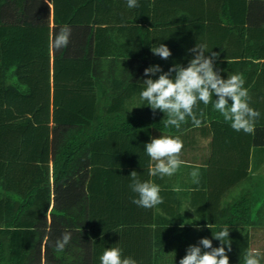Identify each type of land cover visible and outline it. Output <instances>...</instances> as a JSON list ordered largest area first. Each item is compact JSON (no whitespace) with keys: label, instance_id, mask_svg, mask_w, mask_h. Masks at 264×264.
Returning <instances> with one entry per match:
<instances>
[{"label":"trees","instance_id":"1","mask_svg":"<svg viewBox=\"0 0 264 264\" xmlns=\"http://www.w3.org/2000/svg\"><path fill=\"white\" fill-rule=\"evenodd\" d=\"M95 1L0 0V76L5 83H0V264H100L105 249L116 248L118 242L129 244L121 251L122 258L139 263L151 257L147 234L154 223L153 208L132 203L135 194L129 176L134 170L141 181H149L151 160L144 146L153 129L177 134L194 125L186 118L180 129L165 127L167 116L152 118L140 109L121 110L114 101L118 99L114 98L118 56L100 51L101 38L114 31L115 23L102 26L105 20L100 18L98 25L79 27L95 36L94 50L77 43L81 22L74 20L81 19L82 5ZM193 16L198 17L197 12ZM249 25L243 24L237 33L241 50L235 53V63L241 76V68L264 66V41L255 38L259 26L245 28ZM64 26L71 29L67 47L51 49L50 37ZM138 30L143 36L140 49L128 62L137 65V88L143 90L145 68L182 62L175 54L168 60L152 54L150 60L152 46L144 40L146 30ZM162 33L169 35V30ZM154 43L153 47L167 42ZM175 44L170 40L168 47ZM105 57L112 68L109 72L104 70ZM216 112L213 108L202 124L211 120L215 134L221 129L234 134L229 124L213 119ZM249 150L246 157L241 150L233 153L248 159ZM219 172L225 174V168ZM245 201L235 199L232 206L221 208L214 223L216 232L225 226L230 229L229 264H244V254L250 250L248 227L264 226L261 202H254L258 204L253 209ZM163 230L174 238L186 232L160 227L156 234ZM65 231L71 233L70 242L57 252L55 241ZM203 238L212 239L213 247L220 246L211 235Z\"/></svg>","mask_w":264,"mask_h":264},{"label":"crops","instance_id":"2","mask_svg":"<svg viewBox=\"0 0 264 264\" xmlns=\"http://www.w3.org/2000/svg\"><path fill=\"white\" fill-rule=\"evenodd\" d=\"M142 1L137 0L139 6L130 9L127 7V0H98V2H92L88 6L82 5L81 19L74 20L81 22L77 25L78 30H76V35L80 39L77 42L78 45H82L81 42H83L93 50L98 42L94 41L95 36H91L89 32L84 33V30L80 31L79 27H84L88 23L98 25L100 18L105 20L102 26H106L105 24L110 21L115 23L114 31L104 32L105 35L101 38L102 48L100 51L107 56L109 54L118 56L119 60L115 64L116 68L118 66L117 72L119 73L115 77L118 82H116L117 91L114 95V98L118 99L114 101L120 104L123 112L131 113L140 109L141 112H145L152 118H164L166 116L160 110H156L154 115L153 110L147 106L146 102H141L139 99L142 90L137 88L136 83L138 81V67L131 61L128 62L132 56H137L138 49H140L138 45L141 36L139 34L141 32H138L139 27L146 30L144 40L147 46L153 47L154 41L159 39L167 42L166 45L168 46V42L174 40L175 46L168 48L172 55L175 54L179 57L182 62L179 65L182 66L185 61L193 58L189 49H192L197 43L206 44L208 52L212 51L219 54L215 61V70L219 71L224 79H227L228 75L239 74L240 70L235 63L237 62L235 53L241 49L239 48L240 41L238 44L236 40L238 39V31L241 32L243 29V24H252L245 28H257L259 26L258 35L254 37L258 40L261 39V42L264 41V33L261 31L264 30V0ZM194 12H197L198 17L193 16ZM198 21L204 23L202 27L197 24ZM166 30H169V35L167 34L169 37L162 33ZM163 36L168 37V39ZM89 38L93 40H91V44H88ZM71 40L73 41V39ZM149 53L150 60H152L153 53L151 50ZM107 60L108 58L105 57L103 65L104 70L109 72L112 68H110ZM121 60L124 63H121ZM161 68L167 72L170 67L166 65L161 66ZM241 69H244L241 74L246 81L245 84L249 86L248 90L253 88V92L249 93L251 96L250 107L260 113L259 118L255 121L254 134L234 130H232L234 134H230L232 132L227 134L222 132L224 129L215 134L211 120H207L200 127L193 126L177 134L162 132L158 129L152 130L150 142L151 139L161 136L179 137L183 141L180 158L184 163L170 177H149V181L160 187L163 203L153 207L152 211L154 223L151 225L152 231H148L147 234L151 236L150 239L152 240H149L152 244L151 257H146V260L139 263L136 261L137 264H179L180 259L186 255V249L189 245L197 244L207 234L212 236V233H216L217 228L214 223L217 220L216 216L219 210L227 204L232 206L235 199L241 198L246 200L245 202L251 203L248 207L260 200L261 212L264 213V66L261 65L257 68L246 66ZM158 75L159 73L152 78L156 79ZM143 79L144 76L142 75V82ZM0 83L5 85L3 76H0ZM215 99L214 96L213 100ZM198 107V109L204 110L205 118H208L207 116L213 109L211 103L205 106L200 102ZM198 109H196L197 112ZM212 117L215 118L216 122L229 124L223 120L218 111ZM214 136H216L215 139ZM250 143L252 144L249 150ZM237 150H241V154H245V157L249 150L248 159L245 157L239 159V155H234L233 151ZM235 153L237 154V152ZM150 164L154 165V162L150 161ZM237 165H240L241 169L237 168ZM221 167L225 168V174H220ZM193 169L199 170V184L192 182L190 173ZM122 181L129 180L122 179ZM126 205L128 208L131 207L130 202H127ZM208 224L211 229L207 227ZM160 227H176L181 232L186 231V242L183 243V236L174 238L167 230H163L164 233L156 234ZM252 230L254 232H249L250 249L260 251L261 264H264V262L262 263V258H264V226L252 227ZM255 236L261 239L258 240L259 243L255 242ZM120 243L115 245L121 251L129 245H121ZM178 244L183 246H177ZM174 251L183 254H177Z\"/></svg>","mask_w":264,"mask_h":264},{"label":"clouds","instance_id":"3","mask_svg":"<svg viewBox=\"0 0 264 264\" xmlns=\"http://www.w3.org/2000/svg\"><path fill=\"white\" fill-rule=\"evenodd\" d=\"M137 0H127L128 8L138 7ZM71 29L62 27L49 40V47L60 50L67 47ZM153 55L163 60H168L172 53L167 45L160 43L152 47ZM193 58L188 65L175 64L164 72L160 65H152L144 69L143 90L139 94L141 102L153 110H160L167 116L164 121L165 127L174 126L180 129L181 124L190 118L195 127H200L205 113L198 109L200 102L208 106L212 104L226 123L236 131L246 134H254L255 121L260 113L250 107L251 96L249 90L244 87L245 81L239 74L228 75L227 79L221 77L220 72L215 70V61L219 54L208 52L207 45L197 43L189 49ZM158 75V78L153 79ZM174 73V75H173ZM216 99L213 101V97ZM231 101V103H229ZM194 109H198L194 111ZM146 154L154 162L150 164L149 176H172L184 163L180 154L183 149V141L179 137L161 136L153 138L144 146ZM199 170L193 169L190 173L192 182L199 184ZM131 192L135 194L132 203L145 209L153 208L163 203L160 196V187L151 181H141L136 171L130 173ZM183 226V225H182ZM207 227L211 229L208 224ZM230 229L225 226L222 230L212 233L215 240L220 241L219 247H213L212 239L201 238L197 244L189 245L186 255L180 259L179 264H229L227 252L231 251L229 239ZM71 233L65 231L55 241L57 252H63L70 242ZM227 246V251L225 248ZM259 250L250 249L244 254V264H261ZM100 264H137L131 257L122 258L120 248H107L100 256Z\"/></svg>","mask_w":264,"mask_h":264},{"label":"rangeland","instance_id":"4","mask_svg":"<svg viewBox=\"0 0 264 264\" xmlns=\"http://www.w3.org/2000/svg\"><path fill=\"white\" fill-rule=\"evenodd\" d=\"M258 202H261V201L259 200ZM258 202L255 203V204H252L253 209L256 208ZM242 208H245V206H243ZM260 210H261V209H260ZM248 231H249V232L253 231V230H252V227H248ZM253 232H254V231H253ZM253 232H252V233H253ZM259 239H260V238H259L258 236H255V242L259 243V241H258ZM182 240H183V243L186 242V241H185V240H186V235H185V234L183 235V239H182ZM260 240H261V239H260ZM187 243H188V241H187ZM188 244H190V243H188ZM177 246H181V247H182L183 245L178 244ZM174 253L181 254V255L183 254V253H178V251H174ZM263 262H264V258H262V263H263Z\"/></svg>","mask_w":264,"mask_h":264},{"label":"bare ground","instance_id":"5","mask_svg":"<svg viewBox=\"0 0 264 264\" xmlns=\"http://www.w3.org/2000/svg\"><path fill=\"white\" fill-rule=\"evenodd\" d=\"M193 132H194V131H193ZM159 135H160V134H159ZM191 136H192V134H191ZM197 136H198V135H197ZM197 136H196V137H197ZM199 137H200V136H199ZM201 138H202V137H201ZM187 140H188V139H187ZM194 145H195V144H194Z\"/></svg>","mask_w":264,"mask_h":264}]
</instances>
